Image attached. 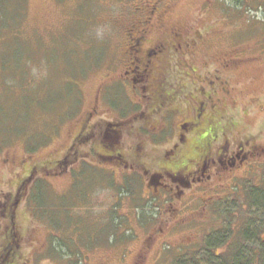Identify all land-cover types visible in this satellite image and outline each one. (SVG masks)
<instances>
[{
    "label": "rangeland",
    "instance_id": "obj_1",
    "mask_svg": "<svg viewBox=\"0 0 264 264\" xmlns=\"http://www.w3.org/2000/svg\"><path fill=\"white\" fill-rule=\"evenodd\" d=\"M132 28L146 48L175 33L184 40L154 57L159 78L172 61L154 118L204 99L198 84L227 109L230 148L240 141L243 151L210 178L146 173L170 168L163 153L177 119L158 131L138 119L144 110L124 78ZM225 122H215L220 133ZM116 123L126 127L121 145L103 134ZM82 128L91 129L78 142ZM192 132L202 147L213 129ZM135 143L147 156L131 152ZM121 147L131 167L104 156ZM258 187L264 196V0H0V260L8 236L16 243L4 264H175L207 256L211 237L226 257L237 245L258 253L264 207L248 201Z\"/></svg>",
    "mask_w": 264,
    "mask_h": 264
},
{
    "label": "flooded vegetation",
    "instance_id": "obj_2",
    "mask_svg": "<svg viewBox=\"0 0 264 264\" xmlns=\"http://www.w3.org/2000/svg\"><path fill=\"white\" fill-rule=\"evenodd\" d=\"M154 11L157 10L155 9ZM132 30L133 28L130 29L128 38L125 43V45L127 46L125 54L129 57V62L124 64V66L127 68L125 70L126 75L124 78L128 77L127 79L130 81L129 84L136 90L135 95L138 97V99L136 102L134 101L135 104L133 105H136V107L139 106L143 108L142 110H144L142 113H139L140 118L138 119H141L145 122L148 119V116L151 117L150 124L158 131L164 128L163 123L165 122H163V120L168 119L169 116H172L174 119H177L179 121L177 116L184 115V112L187 111L186 106L191 105L193 110V112L191 111V115L189 117H182L181 119L183 120L178 122L177 126H175L177 120L173 121V127L175 128L176 137H174L173 141L169 142V148L163 153L164 162L170 168H164L161 170L155 169L146 171V173L149 174L157 171L156 174H159L160 172H163L164 175L167 174V178L169 175V179H171L172 181L175 180L178 183H183V180L185 178V180L190 178L192 181L202 180L204 177H207V179L210 178L213 175V170L214 168H216L218 162H222V160L229 161V159H234L236 156H239L238 152L243 151L241 149L242 143L240 141L237 143L234 151L230 148V129H232V123L229 125V119H226L229 116V114L227 113V109L225 107L220 108V103L217 101V98L215 99L212 93L204 92L201 88V85L199 86L198 84L197 90L199 94L205 95L204 99H201L199 95H197V99L195 102L190 101L189 103L183 104L182 109L178 106L176 108H173V111L169 110L168 113H166V115L162 117L163 120L161 118H154L155 111L157 109H160L165 103L164 93L166 89L164 88V81L168 73L167 68L172 63V61L167 58V60L165 61L166 66L163 71L162 78H159L158 73L160 68L156 67L155 70L156 64H154L155 62H153L154 57L159 56V54L161 53H172L175 49L178 48V46L182 47L181 41L184 40L179 39L177 37V34L175 33L173 36V40L175 42L169 44L159 38L157 44H153L151 47L146 48L147 38L145 34H140L138 31L133 32ZM168 50L172 51L168 53ZM154 73L157 74L154 75ZM195 80L197 81V83H199L196 75ZM145 90H148L147 94L143 93V91ZM187 99H189V97ZM206 99H208L209 102H207ZM144 100L146 101L145 103H143ZM184 101L185 100H178L176 98H173V105L175 103H183ZM149 113H151V115ZM91 115L92 112H89V117H91ZM219 119L226 121L221 133L219 132L218 128H216L217 124L215 123ZM199 124H201L204 129L208 127H211L213 129V133L209 137H206L209 139L204 140V144H207L206 146H210L208 149L206 146L198 147L199 143L196 141H198L197 138H199L200 135L199 133L192 132V130ZM110 127H113V129H109L108 126V128L103 131L104 136H106L107 139L116 136L115 138L119 140V143L121 145L122 139L126 134V127H124V124L122 123H116L114 126L110 125ZM90 129L91 128H82L77 134V141H81V139L86 136ZM94 136L95 133L92 130V134L90 135V137L93 138ZM220 136L223 137L222 140H220ZM76 138L74 140H76ZM191 138L195 140H192ZM172 142L173 145H170V143ZM122 147L124 148L123 143ZM122 147L120 148L121 150ZM142 148V145H138V143H135L134 145H131L130 150H132V153H136L139 156V153H143L144 156H147V151L140 152ZM194 149H196V152H194ZM237 149H239V151H236ZM104 150L106 149L104 148ZM69 151L70 150H67L62 159L57 160V162L60 163L61 161H64V158L71 159V156H69L68 153ZM150 151H152V149ZM122 152L124 151L122 150L119 153L115 151L113 155L104 153V156H114L117 158L120 157V162H124L125 166L129 165V167H131L132 165H130L129 161L127 160V156ZM174 153L177 154V157L172 161H168V158L172 157ZM175 161H179V163ZM142 165H146L145 160L140 165L138 164L136 166L144 170ZM152 178L154 179L157 177L152 175L151 179ZM169 179L167 180V183L163 184L164 186L170 187L172 185V182L169 181Z\"/></svg>",
    "mask_w": 264,
    "mask_h": 264
},
{
    "label": "trees",
    "instance_id": "obj_3",
    "mask_svg": "<svg viewBox=\"0 0 264 264\" xmlns=\"http://www.w3.org/2000/svg\"><path fill=\"white\" fill-rule=\"evenodd\" d=\"M239 4H240V2H239ZM25 98L28 101H31L30 96L29 97L27 96ZM113 137L115 138L116 136H113ZM115 139H117V138H115ZM120 151H121L120 148L117 149L118 153ZM261 188L262 187H258L259 192H256V193L251 192L249 194L248 201H249L250 205L264 207V196H263L262 192L260 193ZM39 206L44 207V205H39ZM250 228L251 227H249L247 229V231H245L243 233L244 234L243 240L247 239L248 243L251 242V237L253 236V231H251ZM257 233H258V231H257ZM250 234H252V236H250ZM216 236L217 237H215V240H218L217 239L218 237L220 239V236H218V235H216ZM13 237H15L13 234L11 237L8 236V239L10 238V240H8L9 243H8V241L4 242L3 248H5L6 245H8V246L6 247L7 249L5 248V251H4L5 253L3 254L4 258L0 260V264L7 263V262H9V259H11V255L8 251H9V249H11L16 244L12 240ZM208 240H209V242H208L209 251L207 253V256L205 255L202 258H198L195 255L191 256L188 254L187 256H184V257L177 259L175 261V264H255L257 261H263L262 264H264L263 243L261 246L260 242H258V244L260 246L258 253L253 251V249H251L250 247L237 245V247L233 248L234 251L230 253V256L226 257V256L218 254L217 252L214 251V248L218 247L220 245V242L212 241V237L208 238ZM254 240L255 239H253L252 241L254 242Z\"/></svg>",
    "mask_w": 264,
    "mask_h": 264
}]
</instances>
